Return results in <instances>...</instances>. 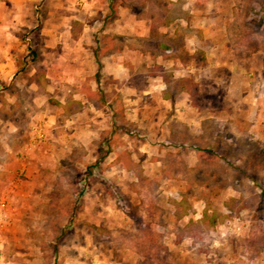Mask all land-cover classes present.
Returning <instances> with one entry per match:
<instances>
[{
    "label": "rangeland",
    "instance_id": "1",
    "mask_svg": "<svg viewBox=\"0 0 264 264\" xmlns=\"http://www.w3.org/2000/svg\"><path fill=\"white\" fill-rule=\"evenodd\" d=\"M0 14V138L42 178L0 264H264V0Z\"/></svg>",
    "mask_w": 264,
    "mask_h": 264
},
{
    "label": "crops",
    "instance_id": "2",
    "mask_svg": "<svg viewBox=\"0 0 264 264\" xmlns=\"http://www.w3.org/2000/svg\"><path fill=\"white\" fill-rule=\"evenodd\" d=\"M12 1L22 3L23 0H0V6L6 4L7 2L13 3ZM21 9V6L14 7L15 12ZM169 16L167 15L168 18L165 17V20L164 18L162 19V22L165 25L171 24L174 21V17L171 15ZM0 50V52H3L2 54L0 53V55H4L5 52H7V49L0 48ZM13 130L14 129L12 126H10L8 130V132H11L9 133L10 135L13 133ZM16 148L17 147L15 145L11 146V144L9 145L8 142L3 141L2 138H0V201L6 199L8 203V208L6 212L3 213L4 217L0 221L1 242H5V236L3 235V232L7 231L8 229L11 231V225L14 226L17 223V220L20 216V203L25 204L29 190H33V186L36 188L35 186L41 184L42 182L41 177L39 179H36V175L31 177V175L35 172L33 171L26 154L23 150H20L25 155L18 156L17 150L20 148ZM0 257L4 258L5 253ZM10 263L11 261L9 259L6 264Z\"/></svg>",
    "mask_w": 264,
    "mask_h": 264
},
{
    "label": "trees",
    "instance_id": "3",
    "mask_svg": "<svg viewBox=\"0 0 264 264\" xmlns=\"http://www.w3.org/2000/svg\"><path fill=\"white\" fill-rule=\"evenodd\" d=\"M204 58V56H202ZM188 88V87H187ZM229 202V201H228ZM227 202V203H228ZM204 219L208 220L210 224L215 225L217 223L218 220V215L216 213L213 214H209L208 210L206 209L204 211Z\"/></svg>",
    "mask_w": 264,
    "mask_h": 264
},
{
    "label": "built area",
    "instance_id": "4",
    "mask_svg": "<svg viewBox=\"0 0 264 264\" xmlns=\"http://www.w3.org/2000/svg\"><path fill=\"white\" fill-rule=\"evenodd\" d=\"M7 208H8L7 201L5 199L1 200L0 201V221L3 219V217H4L3 213L6 212ZM2 223H3V221H2Z\"/></svg>",
    "mask_w": 264,
    "mask_h": 264
}]
</instances>
